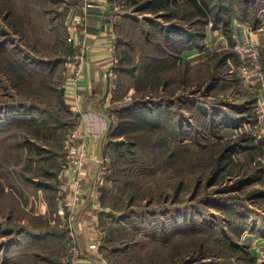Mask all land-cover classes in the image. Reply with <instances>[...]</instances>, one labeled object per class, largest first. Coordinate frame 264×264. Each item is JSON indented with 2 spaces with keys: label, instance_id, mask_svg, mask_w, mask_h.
<instances>
[{
  "label": "rangeland",
  "instance_id": "rangeland-1",
  "mask_svg": "<svg viewBox=\"0 0 264 264\" xmlns=\"http://www.w3.org/2000/svg\"><path fill=\"white\" fill-rule=\"evenodd\" d=\"M149 1L116 0L107 160L81 248L65 187L82 189L89 143L61 93L80 0H0V264H63L70 240L77 264L93 250L102 264H264L261 85L233 51L243 24L264 68V0H206L207 15Z\"/></svg>",
  "mask_w": 264,
  "mask_h": 264
},
{
  "label": "crops",
  "instance_id": "crops-1",
  "mask_svg": "<svg viewBox=\"0 0 264 264\" xmlns=\"http://www.w3.org/2000/svg\"><path fill=\"white\" fill-rule=\"evenodd\" d=\"M93 8L87 13L81 39L86 42L83 59L76 55L79 49L70 47L65 62L63 82L65 102L75 112L73 127L85 132L88 138L87 151L90 155L80 166L82 186L79 193L67 180L65 187L68 196L74 197V208L71 229L78 237L80 247L87 248L90 236L96 230L100 205L97 204V177L100 167L107 160V129L110 123L104 110L110 102L115 80L108 71L116 67L115 56V21L123 12L118 8L116 0H94ZM77 13H81L79 3ZM230 22V27L233 24ZM237 26V25H236ZM239 38L235 41L258 40V33L247 30L243 24L238 25ZM205 35V33H204ZM224 41V40H223ZM195 45L191 47L195 51ZM187 46L182 48L185 50ZM184 52V51H183ZM182 54H185L182 53ZM238 65L240 64L236 54ZM106 165V164H105ZM68 178V177H67ZM88 255V254H87ZM98 250L89 251L88 257L81 258L80 264H102Z\"/></svg>",
  "mask_w": 264,
  "mask_h": 264
},
{
  "label": "built area",
  "instance_id": "built-area-1",
  "mask_svg": "<svg viewBox=\"0 0 264 264\" xmlns=\"http://www.w3.org/2000/svg\"><path fill=\"white\" fill-rule=\"evenodd\" d=\"M169 2L174 0H167ZM95 4L94 0H80L79 8L81 9V13H73L69 16L68 30L71 33L72 47L79 49V53L76 55L79 59H83L82 54L86 50V42L82 40L81 34L84 31L85 20L87 13L93 8ZM233 51L237 53L238 60L240 62L239 68L243 71L249 70L250 75H255V80L261 85L260 94L256 99V107L260 115L264 116V68H262L261 63V51L259 50V43L256 40H243L236 41L233 45ZM108 75L115 78L116 74L112 72V70L108 71ZM259 136L263 138L264 141V126L260 127L258 131ZM74 133L71 137H73ZM73 139L69 138L68 143L66 144V149L69 148V152L73 151L76 148L74 145L71 146V141ZM264 144V143H263ZM76 150H79L76 149ZM80 151V150H79ZM261 156H258V159H264V146L261 152ZM98 244L93 242L90 247L97 246ZM69 246V254L70 256L67 258L66 262L63 264H77L80 255L82 254L81 248L75 245L73 240H70L68 243Z\"/></svg>",
  "mask_w": 264,
  "mask_h": 264
},
{
  "label": "trees",
  "instance_id": "trees-1",
  "mask_svg": "<svg viewBox=\"0 0 264 264\" xmlns=\"http://www.w3.org/2000/svg\"><path fill=\"white\" fill-rule=\"evenodd\" d=\"M138 0H132V3H136ZM189 4H191L194 9L197 11L198 14L207 15V8L208 4H206V0H186ZM148 3V6L150 7V10L153 11H159L161 9H164L167 3V0H150ZM70 52V49L68 50ZM61 93L63 95V103H65V97H64V90L61 89Z\"/></svg>",
  "mask_w": 264,
  "mask_h": 264
}]
</instances>
